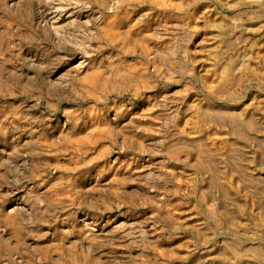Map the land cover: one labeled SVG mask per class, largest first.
Here are the masks:
<instances>
[{
    "label": "rangeland",
    "instance_id": "1",
    "mask_svg": "<svg viewBox=\"0 0 264 264\" xmlns=\"http://www.w3.org/2000/svg\"><path fill=\"white\" fill-rule=\"evenodd\" d=\"M0 264H264V0H0Z\"/></svg>",
    "mask_w": 264,
    "mask_h": 264
}]
</instances>
